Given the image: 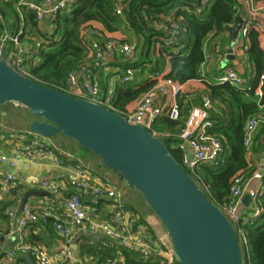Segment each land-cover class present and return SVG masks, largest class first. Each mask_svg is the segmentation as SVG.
Returning a JSON list of instances; mask_svg holds the SVG:
<instances>
[{"label":"trees","instance_id":"obj_1","mask_svg":"<svg viewBox=\"0 0 264 264\" xmlns=\"http://www.w3.org/2000/svg\"><path fill=\"white\" fill-rule=\"evenodd\" d=\"M45 1L37 0V3L43 5ZM204 1L125 0L119 16L115 14L117 0H74L55 17L45 18L44 21L52 28L50 34L41 30L35 12L25 7L18 8L15 0L0 1V35L5 30L7 18L18 26L23 24V28L28 26L41 40L39 44L32 45L27 53L25 68L28 78L64 93L70 72L76 71L82 64H90L92 67L103 65L94 61V55L86 44L89 40L104 43L113 40L108 36L123 28L130 31L128 40H135L137 52L133 59L119 58L116 63L119 81L110 103L112 111L120 115L130 112L128 107L136 104L144 93L156 86L157 73L162 74L161 79H170L179 85L194 80L202 82L217 108V112L211 114L213 125L209 132L223 145L218 163L201 164L194 172L181 165L180 152L173 147L177 142L174 136L178 134L180 120L160 117L153 123L151 133L173 135L161 140L174 160L205 192L209 201L221 208L229 198L234 179L243 176L244 183L255 171L249 167L246 159L243 133L246 119L258 108V97L254 93L264 73V51L259 45V33L256 31L258 25L253 26L246 33V43L239 47L246 57L248 67H243L240 59L231 63L234 70L247 80L248 85L243 89L206 81L201 75V66L205 61V42L220 36L225 40L224 43H228L243 6L239 0H207L203 5ZM198 8H201L200 14L191 13ZM158 23L167 29H156ZM171 25H175L176 34L170 29ZM93 30L97 33H93ZM215 49L221 52L224 48L215 46ZM129 68L136 71L135 78L129 83H122V73ZM177 102L181 106V101ZM259 103L264 104V85ZM263 145L264 124L255 132L252 148L260 152ZM260 203L263 212L259 217L234 226L237 230L242 229L246 239V244H242L243 264H264V194ZM8 206L10 204L7 202L0 204V218H5ZM106 250L86 245L83 254L96 257L99 264H113L114 253ZM122 254L124 264H169L167 259H143L135 252L122 251Z\"/></svg>","mask_w":264,"mask_h":264},{"label":"built area","instance_id":"obj_2","mask_svg":"<svg viewBox=\"0 0 264 264\" xmlns=\"http://www.w3.org/2000/svg\"><path fill=\"white\" fill-rule=\"evenodd\" d=\"M10 1V0H0ZM17 7H25L36 14L38 24L44 22L46 17H55L61 11L67 9L74 0H46L43 5L37 3V0H15ZM117 0L115 3V14L121 15L123 2ZM207 0L203 2L205 4ZM243 9L247 17L240 34L245 37L247 31L257 26L256 17L262 13L260 8L255 6V0H244ZM195 15L201 13V8L191 12ZM170 21L169 18H166ZM156 29H167L163 24H156ZM170 29L176 34L175 25ZM93 33L97 31L93 30ZM88 48L94 55V61L105 63V56L115 54L123 60L133 59L137 52V46L134 43H120L113 40L99 43L96 40H89ZM234 47H232L233 53ZM28 50L20 41L19 34H11L4 30L0 35V60L6 57V63L15 71L28 78V71L25 68L26 56ZM219 62L223 63L225 55L216 54ZM211 59L210 54L205 55V61ZM147 67V65H143ZM136 71L127 69L122 73L121 82L129 83L134 80ZM155 77L158 82L155 87L144 93L136 103L133 111L124 113L122 116L132 124L139 125L151 133L153 123L162 116L168 117L172 121L180 120V106L177 101H171L169 107L164 109L161 104L162 99L170 94L176 95L183 90V85H179L170 79H161L160 74ZM161 79V81H160ZM244 79L239 76L233 68L226 66L217 78L218 84H229L235 88H242ZM262 85H264V75L260 76L259 87L256 94L262 97ZM64 93L77 99L87 100L89 102L100 104L106 109L112 111L110 105L112 96L106 98L100 96V87L94 77V70L90 64H82L76 71H72L67 77V87ZM185 100H190L191 96L185 94ZM217 108L208 94L200 95V104L192 106L189 110L187 119L179 133L174 136L177 139L175 148L180 152L181 165L189 171L194 172L201 164L216 165L218 158L223 151L222 142L212 135L209 130L213 125L210 117L216 113ZM264 124V105H259L257 110L251 114L245 121L243 144L245 154L250 153L253 138L257 129ZM154 137L169 138L173 135L151 133ZM10 142L15 143L19 150L17 155H0V166L7 168L4 176L0 179V204L3 197L11 195L14 191L21 189V182L14 174L17 160H25L30 163H36L43 158H49L53 164L59 167H67L75 160L72 156L61 155L60 148L51 138L41 137L32 134L30 131L12 133L8 138ZM74 174L67 183L57 184L49 180L36 181L35 190L44 191L55 197H59L64 212L57 213L47 204L35 206L26 202L21 210V216L16 219L13 212L7 211L6 230H0V264H12L18 258L24 260L29 256L35 261V264H67L74 258V238L82 234L89 228L92 232L100 231L105 240L99 241L98 249L108 247V240H114L129 252H138L143 259L160 260L162 254L168 260L169 264H179L172 245L162 248L157 246V241L152 235L142 232V241L137 232L133 231L136 219L131 213L126 211L121 204V194L107 185H98L91 189V194L95 199L105 196L112 201L114 208V221H122V232L116 231L111 225L102 223L98 220L95 209L83 204L80 193H89L90 175L85 166L75 160ZM251 180L261 181L257 189L249 187ZM73 190V191H71ZM248 194L250 198L249 207L246 208L241 203L242 197ZM264 194V168L262 174L259 170L243 183V176L234 179L229 193V198L221 208L222 213L235 226L252 221L259 217L263 212L260 198ZM41 221L43 224H50L54 232L62 241V246L54 251H48L44 247L26 242L25 231L30 223ZM240 242L245 245L246 239L241 228L236 229ZM147 232V229H146ZM4 240H13V246L9 250L4 249ZM171 242V241H170ZM90 246H94L93 239L88 240Z\"/></svg>","mask_w":264,"mask_h":264},{"label":"water","instance_id":"obj_3","mask_svg":"<svg viewBox=\"0 0 264 264\" xmlns=\"http://www.w3.org/2000/svg\"><path fill=\"white\" fill-rule=\"evenodd\" d=\"M243 10L232 28L235 43L242 30ZM227 61L234 59L232 49ZM224 62L222 68L226 67ZM13 103L36 118L28 125L35 135L74 140L118 173L137 191L165 229L179 264H243L238 233L222 211L207 198L195 180L174 160L164 142L143 127L100 104L73 98L22 76L0 60V105ZM259 173L264 168V146ZM45 193H28L29 196ZM241 203L248 208L245 194ZM9 241L4 242L8 248ZM24 260L31 264L29 256Z\"/></svg>","mask_w":264,"mask_h":264},{"label":"crops","instance_id":"obj_4","mask_svg":"<svg viewBox=\"0 0 264 264\" xmlns=\"http://www.w3.org/2000/svg\"><path fill=\"white\" fill-rule=\"evenodd\" d=\"M239 2L241 3L242 6L244 5V0H239ZM255 6L262 10V13L258 14L256 17V23L258 25L256 31L259 33L260 48L264 51V0H255ZM5 25H6L5 30L11 34H16L17 32L19 35L24 34L23 37L20 38V41L28 51L31 49L32 45L35 44L37 45L41 41L38 39V37H36L33 34V31H31L28 26L23 28V24L18 26L16 22L14 23L12 19H8V18L6 20ZM38 25L43 32H47L49 34L52 32V28L48 22L44 21ZM108 37L112 38L116 42L134 43L136 45L135 42H132L131 40L128 39H124L125 38L124 31H118L113 35H109ZM224 41L225 40L219 36L212 39H208L205 42V55L210 54L211 59L209 61H204L203 65L201 66V75L206 81H209L211 83L218 84L217 78L222 73V69H223L222 64L224 62H226L227 66L233 68L231 66V63L234 61H238L240 59L241 60L240 63H242L243 67L245 68L248 67L245 59L246 57H244L245 55L243 51L239 49L240 46L246 43L245 37H243L239 32L238 37L234 44H232L231 38L228 43H224ZM215 46H220V47L222 46L224 49L221 52H217ZM232 47H234L232 53L234 59L232 61H227V57H228L227 51L230 48L232 49ZM217 53L225 55L223 63L219 62L218 59L216 58ZM105 58H106L105 63L103 65H100L101 67L98 65L93 66L94 77L99 84L100 96L102 98L108 97L109 94H111V96L113 97L116 84L119 81L118 80L119 74H116L118 68L115 67V65L119 61L120 57L115 54H108L107 56H105ZM236 73L238 74V72ZM262 75H264V73ZM243 79L245 81L243 87L244 86L246 87V85H248V82L245 78ZM257 87H259V82L257 84ZM256 90L257 89H255L254 95L258 97L257 105L259 106L261 105L259 103V99L261 97H259V95L256 94ZM185 94L191 96L190 100H185L184 97ZM201 94H207L205 90V86L203 85L202 82L198 80H194L183 84L182 92L176 95L170 94L167 98L162 99L161 104L164 105V109L169 107L171 101H181V106H180L181 117H180V124L179 126H177V130H178L177 133H179L180 129L183 127L184 122L187 119L190 108L192 106H198L200 104ZM135 107L136 104H133L128 107V110L131 112L135 109ZM0 115L6 117L7 113L3 112ZM22 120H23L22 125L16 128L12 126H7L6 124H4L3 121L0 120V155L1 154H4L6 156L17 155L19 147L15 143L10 142L8 138L11 136L12 133L29 131L28 125L32 121H34L35 118L28 115L27 117L24 116ZM51 139L60 148L62 156L65 155L72 156L75 160L81 162L89 172L90 191L88 194L80 193V198L83 204L87 206H91L95 209V213L97 214L98 220L100 222L107 223L111 225L116 231L122 232V221L113 220L114 208L112 201L107 199L105 196L95 199L91 194L92 188L98 185H107L121 194L122 206L126 211L131 213L132 216L136 219V223L134 225L133 231L138 233L139 239L141 241H142L141 238H143V235L141 233L145 232L146 234L148 233L149 235H152V237L157 241L158 247H162L163 249L166 247H170L171 244L170 239L159 219L149 209V207L144 202L142 197L141 199L144 203L140 199H138L134 194L131 193L133 188L128 183H126L118 173L105 168L98 157H96L91 152L81 148L74 140L66 138L61 134ZM160 139H166V137H160ZM175 146L173 147L175 148ZM262 154H263L262 150L260 152H256L253 150L252 146L250 148V153L247 155L245 154L246 159L249 163V167L254 168L255 170L254 172L260 169V161ZM75 160H73L70 163V165H68L67 167L56 166L51 162L49 158L46 157L38 160L36 163H30L25 160H17L13 172L18 178V180L21 182V189L18 191H14L11 195L7 197H3L1 199L2 200L1 203L3 202L9 203L10 206H8L6 210L13 212L16 216V219H19L22 210L20 209V205L23 198L28 193L39 192V193H45L47 195L41 197L29 196L27 202L32 203L35 206L47 204L50 207H52L53 210L56 211L57 213H63L64 206L60 198L55 197L54 195H51L44 191L35 190L34 183L38 180L39 181L49 180L57 184L67 183L74 174V165L76 163ZM6 171H7L6 167L0 166V179L4 176ZM260 184L261 181L251 180L249 187L252 189H257ZM0 230L1 232H4L6 230V216L5 218H0ZM25 235H26L27 243L38 244L44 247L48 251H54L62 246V241L58 237V235L54 232L52 226L50 224H43L41 221H38L36 223H30L25 231ZM91 238L95 242L94 246L92 247H97V248H98L97 244H99V241L103 239L105 240V237L102 232L100 231L92 232L89 228L85 229V231L82 234H79L74 238V245H75V248L73 249L74 258L70 260L67 264H99L98 259L96 257L83 254L84 247L86 245H89L88 240ZM5 241H9V245L8 248H4V249L9 250V248L13 246V240H4V242ZM108 242L109 245L105 249H107L106 250L107 252L111 251L112 254L114 253L113 264H124V257L122 251H127V252L129 251L123 248L119 243L115 242L114 240H108ZM162 259H166L163 254H162ZM19 260L22 259L18 258L16 262L12 264H28V262L25 260L21 262H19ZM31 264H35V261L33 259H31Z\"/></svg>","mask_w":264,"mask_h":264},{"label":"rangeland","instance_id":"obj_5","mask_svg":"<svg viewBox=\"0 0 264 264\" xmlns=\"http://www.w3.org/2000/svg\"><path fill=\"white\" fill-rule=\"evenodd\" d=\"M120 31L125 32V38L124 39H129V36L131 34L130 31H128V30L126 31L124 28L121 29ZM131 41L135 42V40H131ZM3 112H6L7 116L5 117V116L0 115V120L3 121L4 124H6L7 126H12L15 128L22 125V121H23L22 119L24 116L27 117L29 115V116L35 118L27 109H25L19 105L13 104V103H6L4 105H0V114ZM23 114H26V115H23ZM200 172L201 171L198 169L199 174H200ZM131 193L134 194L138 199H140L142 201L141 196L139 195L138 192H136L135 190L132 189ZM240 246H241V250L244 253V248H243L241 242H240Z\"/></svg>","mask_w":264,"mask_h":264}]
</instances>
